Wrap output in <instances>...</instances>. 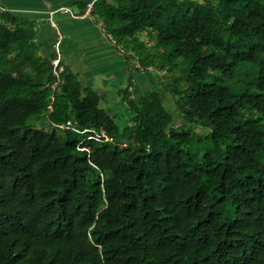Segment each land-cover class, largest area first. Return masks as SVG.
I'll return each instance as SVG.
<instances>
[{"label": "trees", "instance_id": "trees-1", "mask_svg": "<svg viewBox=\"0 0 264 264\" xmlns=\"http://www.w3.org/2000/svg\"><path fill=\"white\" fill-rule=\"evenodd\" d=\"M90 13L170 83L136 96L130 78L121 122L0 10V264H264V0Z\"/></svg>", "mask_w": 264, "mask_h": 264}, {"label": "crops", "instance_id": "crops-1", "mask_svg": "<svg viewBox=\"0 0 264 264\" xmlns=\"http://www.w3.org/2000/svg\"><path fill=\"white\" fill-rule=\"evenodd\" d=\"M96 0H0V10L36 23V41L43 55L53 51V43L61 34V52L65 63L79 73L83 86H92L101 96V105L113 104L127 111L120 89L132 80V92L138 96L161 73L134 69V57L127 59L123 50L107 34L101 21L87 10ZM69 8L70 12L62 8ZM54 21L56 27H53ZM155 87V86H154ZM116 113V112H115Z\"/></svg>", "mask_w": 264, "mask_h": 264}, {"label": "rangeland", "instance_id": "rangeland-1", "mask_svg": "<svg viewBox=\"0 0 264 264\" xmlns=\"http://www.w3.org/2000/svg\"><path fill=\"white\" fill-rule=\"evenodd\" d=\"M162 78L166 82V84L170 83V81L165 76V74L161 73L160 76H159V79L155 80L153 82V85L152 86L150 85L149 87H147L146 90L150 89V88H152L154 86L162 85V83H161V79ZM163 98H164L165 105L172 110L176 122L181 123L182 121H179L180 117H179V114L176 112L177 110H176V108H175V106L173 104V99L170 96V94L167 91H165V90L163 91ZM110 106H112L114 108V111L118 114L119 120L121 122L126 121L125 119L128 116V113H127V111H125V109H123V108L121 109L120 107H117V106H115L113 104H110Z\"/></svg>", "mask_w": 264, "mask_h": 264}, {"label": "built area", "instance_id": "built-area-1", "mask_svg": "<svg viewBox=\"0 0 264 264\" xmlns=\"http://www.w3.org/2000/svg\"><path fill=\"white\" fill-rule=\"evenodd\" d=\"M92 4L93 3H89L88 6H87V10L89 12H90V10L92 8ZM62 10L66 11V12H70V9L66 8V7L62 8ZM51 24H52L53 27H56V24H55L54 21H51ZM57 33H58V35H57V38H56L55 42L52 45L53 46L52 48H53V50L56 53V57L53 59L54 73L58 76L57 66H58V64H59V62H60V60L62 58V52H61V39H62V37H61L60 32H57ZM68 125H70V124L69 123H67L66 125L65 124H59L60 127H65V126L67 127ZM100 136L104 137L106 140L111 139V137L107 136L105 134V131H103V130L101 131L100 134H96L97 138H99Z\"/></svg>", "mask_w": 264, "mask_h": 264}]
</instances>
